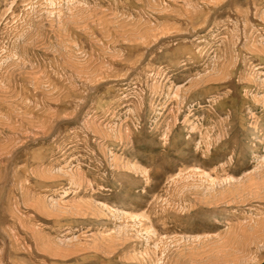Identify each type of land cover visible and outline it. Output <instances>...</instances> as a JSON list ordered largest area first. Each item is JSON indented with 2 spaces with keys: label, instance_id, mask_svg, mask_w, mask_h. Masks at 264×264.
<instances>
[{
  "label": "rangeland",
  "instance_id": "1",
  "mask_svg": "<svg viewBox=\"0 0 264 264\" xmlns=\"http://www.w3.org/2000/svg\"><path fill=\"white\" fill-rule=\"evenodd\" d=\"M0 264H264V0H0Z\"/></svg>",
  "mask_w": 264,
  "mask_h": 264
}]
</instances>
